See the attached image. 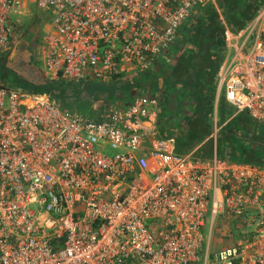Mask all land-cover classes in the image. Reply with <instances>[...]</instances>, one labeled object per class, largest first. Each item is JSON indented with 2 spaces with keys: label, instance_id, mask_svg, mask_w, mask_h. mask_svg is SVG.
<instances>
[{
  "label": "built area",
  "instance_id": "obj_1",
  "mask_svg": "<svg viewBox=\"0 0 264 264\" xmlns=\"http://www.w3.org/2000/svg\"><path fill=\"white\" fill-rule=\"evenodd\" d=\"M214 1L36 0L53 14L38 41L43 74L108 83L147 71L195 7ZM23 7L0 0V50L18 36L9 15ZM225 47L224 99L264 126V5L225 32ZM157 106L145 95L90 118L0 86V264H208L207 213L210 230L224 216L227 235L239 231L209 264H264V172L173 153Z\"/></svg>",
  "mask_w": 264,
  "mask_h": 264
},
{
  "label": "trees",
  "instance_id": "obj_2",
  "mask_svg": "<svg viewBox=\"0 0 264 264\" xmlns=\"http://www.w3.org/2000/svg\"><path fill=\"white\" fill-rule=\"evenodd\" d=\"M263 5L264 0L206 2L195 7L181 25L180 40L175 44L178 57L167 75L171 85L176 84L180 92L190 93L192 98H187L186 102L180 100L181 104H176L170 112L162 103L160 124L162 135L172 138L176 153L184 154L202 143L194 156L201 160L212 156L214 148L209 135L212 132L214 79L224 58L225 32H239ZM0 86H20L30 93H43L48 89V83L36 84L33 78L16 70L8 50H0ZM219 103L229 109L230 114L220 117L217 124V158L264 168V126L246 112L233 115V108L224 105L223 99Z\"/></svg>",
  "mask_w": 264,
  "mask_h": 264
},
{
  "label": "crops",
  "instance_id": "obj_3",
  "mask_svg": "<svg viewBox=\"0 0 264 264\" xmlns=\"http://www.w3.org/2000/svg\"><path fill=\"white\" fill-rule=\"evenodd\" d=\"M24 0V6H25ZM24 8V7H23ZM22 8V9H23ZM16 32L18 28H16ZM52 29V22L50 21L49 25L44 28V31ZM179 33V32H178ZM19 35V34H18ZM34 40V39H33ZM12 41V40H11ZM178 43V42H177ZM176 43L172 44L166 52L156 59L155 64H153L147 71L145 70H130L126 73L119 74L113 81L108 83H99V82H81L75 83L64 79H56L53 81L47 80L43 75V70L41 78L38 80L34 79L36 84H47L48 89L54 94L55 97L50 96L48 89L44 90L43 93H30L27 90H24L22 87H12L21 92H25L30 95H42L50 101L57 102L63 107L71 110L75 113H81L90 118H100L108 116L115 109H121L128 107L136 98L140 96H149L152 98H157L158 106L155 108L156 124L160 137L170 142V148L173 153L178 154L174 151V143L172 138H167L164 134L162 135L160 130L161 119V107L162 103L165 104L169 112L172 107L176 104H181V101H187V98H192L190 93L180 92L175 85H171L168 79V73H170V66L173 65L174 60L178 57V52L175 50ZM228 47H225V50ZM5 50L9 51V48ZM224 50V49H221ZM230 51V49H228ZM232 54V53H231ZM228 57L225 56L221 63L227 60ZM221 65V64H220ZM220 67V66H219ZM219 69V68H218ZM27 77V76H26ZM215 91L214 94V109L212 118V132L209 135V138L212 140L214 152L212 156L208 159L201 160L198 157L194 156V151L202 144L192 147L184 154H178L182 157H189L191 160H195L201 163H207L213 160L214 158L218 159L215 153V142H216V133L218 130V119L216 117L218 103L224 99L223 90L221 89V82L217 74L215 75ZM86 83V84H85ZM70 85H74L71 87ZM183 98V99H180ZM184 98H186L184 100ZM179 100V102L176 101ZM161 100V105L159 106V101ZM228 108H232L226 101L225 104ZM176 115V112H173V116ZM233 115H235L233 113ZM219 160V159H218ZM226 163L230 164H246V163H231L226 160ZM250 165V164H246ZM264 172V168L257 167ZM221 247V246H220ZM219 248V247H218ZM216 250V249H215ZM214 250V251H215Z\"/></svg>",
  "mask_w": 264,
  "mask_h": 264
},
{
  "label": "rangeland",
  "instance_id": "obj_4",
  "mask_svg": "<svg viewBox=\"0 0 264 264\" xmlns=\"http://www.w3.org/2000/svg\"><path fill=\"white\" fill-rule=\"evenodd\" d=\"M25 1V6L21 9V11L19 10V14L11 13L9 15L10 26L12 29L13 26L18 28L15 35H19L12 38V41L8 43L7 48H9L11 64L13 67L19 72H22V74L38 80V78L42 77L41 74L43 73V64L40 56L41 53L37 48L39 46L38 41L39 37L44 32V28L49 25L53 14L50 10L39 8L36 0ZM179 34L180 33H178L174 43L179 42ZM231 53V50L228 51V49H226L223 55L224 57L227 56L229 58ZM34 76H38V78H35ZM70 86L74 87V85ZM48 91L51 98L55 97L49 89ZM229 114V109H224V107L219 103L216 112L218 121L220 117L225 118ZM106 152L110 153L111 151ZM223 219L225 224L222 221L216 220L210 230L209 213L206 214L205 228L202 229V242L199 248L201 259L203 258L207 247L211 255L218 247L226 246L232 240H236L239 237V231H236L234 228H230L232 235H227L229 232V222L231 218L223 216Z\"/></svg>",
  "mask_w": 264,
  "mask_h": 264
},
{
  "label": "clouds",
  "instance_id": "obj_5",
  "mask_svg": "<svg viewBox=\"0 0 264 264\" xmlns=\"http://www.w3.org/2000/svg\"><path fill=\"white\" fill-rule=\"evenodd\" d=\"M207 250H208V248H207ZM213 253H214V251H213ZM213 253H212V254H213ZM212 254L210 255L209 250H208V260H209V261L211 260L210 258H211V256H212ZM203 259H204V256H203L202 260H203Z\"/></svg>",
  "mask_w": 264,
  "mask_h": 264
}]
</instances>
